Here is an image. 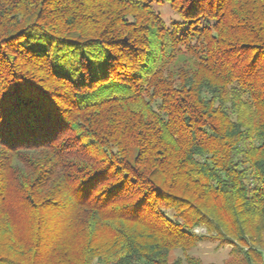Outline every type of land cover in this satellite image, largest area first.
Instances as JSON below:
<instances>
[{
	"label": "trees",
	"instance_id": "obj_1",
	"mask_svg": "<svg viewBox=\"0 0 264 264\" xmlns=\"http://www.w3.org/2000/svg\"><path fill=\"white\" fill-rule=\"evenodd\" d=\"M0 93V264L263 263L264 0H0Z\"/></svg>",
	"mask_w": 264,
	"mask_h": 264
},
{
	"label": "rangeland",
	"instance_id": "obj_2",
	"mask_svg": "<svg viewBox=\"0 0 264 264\" xmlns=\"http://www.w3.org/2000/svg\"><path fill=\"white\" fill-rule=\"evenodd\" d=\"M154 9L164 18L168 25L180 20L177 13L167 3L154 4ZM195 232L205 234L206 230L198 228ZM190 254L199 258L202 264H227L230 261H236L232 253V246H220L217 241L210 239L201 241L194 250L190 251ZM180 255V252H176L173 258ZM262 264H264V258Z\"/></svg>",
	"mask_w": 264,
	"mask_h": 264
},
{
	"label": "snow or ice",
	"instance_id": "obj_3",
	"mask_svg": "<svg viewBox=\"0 0 264 264\" xmlns=\"http://www.w3.org/2000/svg\"><path fill=\"white\" fill-rule=\"evenodd\" d=\"M0 95H3L2 93H0Z\"/></svg>",
	"mask_w": 264,
	"mask_h": 264
}]
</instances>
